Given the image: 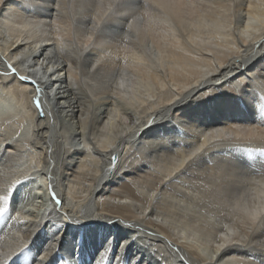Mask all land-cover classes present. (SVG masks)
I'll return each mask as SVG.
<instances>
[{
	"label": "bare ground",
	"instance_id": "6f19581e",
	"mask_svg": "<svg viewBox=\"0 0 264 264\" xmlns=\"http://www.w3.org/2000/svg\"><path fill=\"white\" fill-rule=\"evenodd\" d=\"M94 2L92 24L102 27L114 0ZM145 2L161 7L144 10L120 44L118 75L108 100L94 95L96 81L81 78L78 57L86 54L88 42L79 0H57L62 19L49 6L54 0H42L37 7L30 0H0V197H11L17 186L36 177L50 200L41 214L26 216L16 209L0 216V264H41L42 255L45 264H112L124 241L131 242L120 253V264H155L131 239L133 229L105 217L137 225L149 251L165 257L166 264H264L259 251L264 236L243 219L264 214L262 172L252 177L249 194L231 206L214 193L211 169L201 179L181 177L172 183L188 166L187 157L205 145V136L207 143L238 146L251 165L264 161V129L258 124L264 122V94L257 96L246 86L240 96L221 90L190 100L176 111L208 129L199 142L183 141L159 157H149L145 147L155 138V129L146 130L149 124L160 122L166 108L205 81L220 73L228 77L240 62L247 63L245 71L264 70V0ZM134 12L130 0H119L99 35L118 39L125 28L120 21ZM94 31L89 25L88 34ZM74 35L77 53L69 58L62 50ZM95 58V52L87 53L82 66ZM62 66L71 82L68 91L83 84L91 103L64 90L60 99L65 102L58 108L49 102L55 97L46 85ZM13 73L27 79L5 88ZM36 86L45 90L35 92ZM207 160L202 157L198 166ZM26 183L19 204L33 196L37 185ZM53 192L60 205L52 201ZM0 208L11 209L10 200H0ZM61 232L56 252L50 243ZM106 245L111 253L99 256Z\"/></svg>",
	"mask_w": 264,
	"mask_h": 264
},
{
	"label": "snow or ice",
	"instance_id": "6c2138e0",
	"mask_svg": "<svg viewBox=\"0 0 264 264\" xmlns=\"http://www.w3.org/2000/svg\"><path fill=\"white\" fill-rule=\"evenodd\" d=\"M30 3L33 7L42 6V0H30ZM79 3L82 10L79 20L87 21L86 32L84 35L88 43L84 46L85 53H96V58L92 61L83 63V66L82 62L85 61L86 54L78 57L80 61L81 78L82 80H93L97 82L99 87L98 89L94 90V95L97 98L111 100V84L118 75V52L120 44H122L125 41L126 36L131 33L132 24L138 19H143L144 10L147 9L154 11L156 8L161 7V5L159 3L154 5L146 3L145 0H130V6L131 8L135 9V12L131 16H127L125 14V19L120 21L123 25H125L123 34L120 35L118 39L112 40L103 38L99 34L105 30L106 22L109 21L111 17H113L114 10L118 5L119 0H114L113 4L111 5L112 10L110 14H106L104 17L105 23L102 27L99 24H92V11L96 7L94 0H79ZM49 6L54 9V15H56L57 18L62 19L57 11L59 8L57 0H54V3ZM89 25L95 29L92 34H88ZM75 38L76 37L74 35L69 48L62 50L63 54L69 56V58H72L73 54L77 53L74 44ZM46 50L47 49H45V51ZM113 52L116 53L115 57L110 55ZM105 57L108 59L105 60ZM72 62L77 63V59H73ZM9 68H11L10 65ZM246 69H248L246 62L237 63L234 68L229 69V73L231 75L228 77H225V73H220V75L216 76L214 79L205 81L197 89H194L188 96L184 97L179 104H172L170 101L172 106L170 108H166L161 114V121H153L146 129H155V138L150 141L148 140V142L145 144L149 157L152 155L159 157L163 153H171L172 150L179 146L183 141L195 140L198 143L203 133L208 130L198 127L197 122H195L192 118L184 116L182 112L176 111V109L182 108V106L187 104L190 100H203L221 90H223L225 93H231L234 96H240L241 90L246 86H249V90L256 95L257 93L264 94V70L257 68L255 71H245ZM236 72H239V75H236ZM232 76H235V79H233ZM57 77H63V79H56ZM26 79L27 78L25 76L16 77L15 73H13L12 78L3 86L5 88L12 87L17 80L25 81ZM33 84L35 85V82H33ZM70 85L71 82L67 79L66 66H62L60 71L49 77V82L47 83L46 88L47 91L54 92L55 98L49 101L52 103L53 107L58 108L60 103L65 102L60 99V90H64L65 94L69 97L75 96L77 101L88 100V102L91 103L88 92L85 90L83 84L75 85L72 91H68ZM34 90L35 92H41L45 89L36 86ZM34 103L36 104L37 109L40 110V100L37 99ZM97 112H99V108H97ZM260 112L261 115L264 116V106L260 108ZM39 114L41 118H43L44 112L42 110ZM258 124L262 129H264V122ZM204 139L206 141L205 145L201 148H198L195 152H192V154L187 157L185 163H187L188 166L172 181V183H175L181 177H187L193 181L201 179V173L206 175L208 170L211 169L215 174V186L213 189L214 193L226 206H231L236 200L242 198L241 194H243V197H246L249 194V190L252 188L254 183L252 177L257 171L262 172V179H264V161H262L257 166L251 165L243 159L244 156L240 152L238 146L225 143H207L206 136ZM213 152L217 153L215 157L211 156ZM261 156L264 157V153H261ZM202 157H208L207 163L203 166H198V161H200ZM113 159L115 158L113 157ZM32 182L34 183L35 181ZM25 187H27V183H21V185L16 187L15 191L11 194V197H9L7 194L3 197H0V200H4L5 203H8L9 200L11 203V209L0 208V216H3L5 212L9 210H16V207L22 198L21 189H24ZM164 187L166 188L167 185ZM52 201L56 205L61 204V200L55 195L54 192L52 195ZM243 219L244 225L246 227L251 228L254 232L259 233L260 236H264V214L257 213ZM104 220L110 222L115 221L126 228L133 229L134 235L131 237V239L137 240L140 246L149 252L150 257L155 261V264H162V261H164L166 264L165 257L159 256L158 258L157 253L149 251L150 245L143 240L137 225L123 224L121 221L112 220L110 217H105ZM69 223L72 222L69 221ZM62 236L63 232H61L52 243H50L56 246V252L59 250ZM130 242L131 241L122 242L120 245V253H122L127 248ZM256 251L257 250L255 248L252 249V253ZM259 251L264 253V244L259 246ZM103 252L109 254L111 253V248L106 245L105 250L102 251L99 256ZM75 253L76 248L73 247L70 255L75 257ZM120 253L112 258V264H120ZM40 260L41 264H45L44 255L40 257ZM66 264H70V262L66 261ZM137 264H140V262L137 261Z\"/></svg>",
	"mask_w": 264,
	"mask_h": 264
},
{
	"label": "rangeland",
	"instance_id": "374dc122",
	"mask_svg": "<svg viewBox=\"0 0 264 264\" xmlns=\"http://www.w3.org/2000/svg\"><path fill=\"white\" fill-rule=\"evenodd\" d=\"M260 164V162H257L256 164H252V165H254V166H257V165H259ZM259 172H261V171H257L256 172V174L255 175H259L258 173ZM254 175V176H255ZM36 177H34V179H32V178H30L31 180H26V182H28V181H31V183H32V181H35L34 182V184L36 185V186H34L33 187V189H34V193H33V196L32 197H30V198H28V197H26V199H25V201L23 202V203H20V204H18L17 205V207H16V209L22 214H25L26 216H30L31 215V213H34V214H41L42 212H45L47 209H48V207H49V202H50V200H49V198L47 197L46 198V191H47V188H45L44 187V185H43V183H42V181H41V179H38V178H36ZM42 184V185H41ZM40 185V186H39ZM38 186V187H37ZM39 191V192H38ZM41 191V192H40ZM45 195V196H44ZM32 198V199H31ZM39 198V199H38ZM31 199V200H30ZM34 202V203H33ZM43 202V203H42ZM29 204V205H28ZM28 205V210L26 209V208H24L25 206H27ZM41 206V207H40ZM38 207H40V209L38 210ZM29 208L30 209H33L32 211L31 210H29ZM45 210V211H44ZM17 211V213H19ZM28 212H30V213H28ZM29 214V215H28ZM20 215V214H19ZM21 216V215H20Z\"/></svg>",
	"mask_w": 264,
	"mask_h": 264
}]
</instances>
